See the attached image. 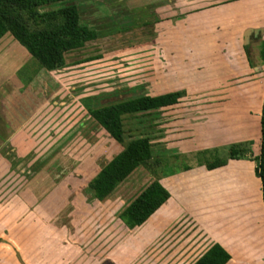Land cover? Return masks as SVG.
Wrapping results in <instances>:
<instances>
[{
	"label": "rangeland",
	"instance_id": "obj_1",
	"mask_svg": "<svg viewBox=\"0 0 264 264\" xmlns=\"http://www.w3.org/2000/svg\"><path fill=\"white\" fill-rule=\"evenodd\" d=\"M74 1L80 22L98 34L66 53L62 68H40L29 78L30 53L9 31L0 38V241L12 236L22 247L14 257L1 251L0 257L20 264H169L166 235L157 250L142 248L136 234H128L151 225L150 214L144 219L132 214L151 205L155 178L195 184L176 197L207 189L201 172L183 178L180 172L207 167L218 156L168 154L167 111L126 114L125 140L148 134L152 158L98 200L87 182L123 144L90 108L173 89L213 98L227 67L213 39L221 31L217 12L208 10L205 21L198 11L184 12L183 0ZM168 53L176 58L167 68ZM193 249L184 259L201 253Z\"/></svg>",
	"mask_w": 264,
	"mask_h": 264
},
{
	"label": "crops",
	"instance_id": "obj_2",
	"mask_svg": "<svg viewBox=\"0 0 264 264\" xmlns=\"http://www.w3.org/2000/svg\"><path fill=\"white\" fill-rule=\"evenodd\" d=\"M183 3V11H198L199 20L210 18L209 13L206 15L208 10L217 12L215 21L221 31L215 32L213 39L218 44L221 63L227 67L220 72L216 81L218 92L213 98H200L199 93L187 96L185 89L167 90H180L178 101L152 111H167L168 154L210 152L226 158V162L213 168L198 166L180 172L182 178L190 172H201L207 178V185H203L207 189L191 191L185 197H176L175 193L192 189L193 182L173 177L153 179L152 184L165 188L167 195L150 213L149 227L139 232L135 227L134 233L126 229L129 232L126 233L136 234L134 240L142 248L157 250L159 239L166 235L169 264H191L214 242L230 254L224 264H264V202L254 162L260 153L262 134L264 0H183ZM175 58V53L167 54V68L174 65ZM200 63L203 62L199 60ZM232 145L243 151L230 157ZM220 150H227L226 155L220 156ZM177 223L187 226L176 228ZM190 247H194V254L201 253L184 259ZM15 249L22 247L12 236L0 241L4 257H14ZM4 257H0V264H20L16 259Z\"/></svg>",
	"mask_w": 264,
	"mask_h": 264
},
{
	"label": "trees",
	"instance_id": "obj_3",
	"mask_svg": "<svg viewBox=\"0 0 264 264\" xmlns=\"http://www.w3.org/2000/svg\"><path fill=\"white\" fill-rule=\"evenodd\" d=\"M10 32L30 53L31 75L40 68L59 69L66 65V53L79 49L97 37V30L80 22V12L74 0H0V38ZM264 60V44L261 47ZM180 90L160 94H139L90 108L94 119L123 147L103 163L87 182L94 197L102 199L137 166H149L152 158L151 138L140 134L125 140L124 116L130 113L165 107L178 101ZM261 146L255 156V171L261 179L264 202V101L261 113ZM243 150L230 146L229 155L235 157ZM226 158L206 161L208 168L220 166ZM164 188L153 183L150 206L135 210L132 219H144L166 197ZM143 210H148L144 215ZM131 214V213H130ZM141 216H140V215ZM230 254L218 243H212L191 264H224Z\"/></svg>",
	"mask_w": 264,
	"mask_h": 264
}]
</instances>
